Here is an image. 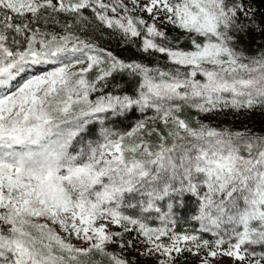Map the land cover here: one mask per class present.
Instances as JSON below:
<instances>
[{
  "label": "rangeland",
  "instance_id": "1",
  "mask_svg": "<svg viewBox=\"0 0 264 264\" xmlns=\"http://www.w3.org/2000/svg\"><path fill=\"white\" fill-rule=\"evenodd\" d=\"M43 6L87 9L191 75L163 83L166 97L142 85L145 114L135 100H91V78L120 66L108 53L39 45L26 57L0 44V264H264L245 250L264 238V150L227 146L263 141L264 129L219 114L263 100L262 85L237 77L243 48L264 52L260 26L226 0H0V19ZM124 105L141 122L74 144L91 114ZM200 164L201 181L187 186V168ZM184 192L198 224L176 227Z\"/></svg>",
  "mask_w": 264,
  "mask_h": 264
},
{
  "label": "trees",
  "instance_id": "2",
  "mask_svg": "<svg viewBox=\"0 0 264 264\" xmlns=\"http://www.w3.org/2000/svg\"><path fill=\"white\" fill-rule=\"evenodd\" d=\"M226 1L233 2L235 8L246 11L250 19L255 21L257 26H260L259 30L264 36V0ZM0 11L2 12L1 9ZM102 22L87 9H81L77 12L43 6L29 15L26 13L16 15L6 13L0 19V44L4 48L6 47L5 53L19 51L26 57L30 54H39V45L41 47L44 45L46 52L52 50L54 52L68 51V49L73 48L78 49L80 53H108L120 66L113 68L98 80L94 81L91 78L88 87L93 91V93H89V96L93 98L91 100L108 101L110 98L123 97L128 101L135 100L138 110L141 111L145 110L147 103L145 94L142 92V85L152 83L157 88L162 85L160 87L162 89L161 94L162 97H166L167 90L163 87V83L171 82L175 77L184 79L187 75H191L188 66L182 67L170 61L167 53L143 50L142 38L130 36L128 32L115 27H105ZM263 43L260 41V45ZM243 50L245 55L241 61L244 64L240 68L242 72L237 77L250 78V84L262 85L264 88V52L260 49H254L252 46H246ZM193 80L195 81L194 75ZM256 95H253V100H256L253 105L248 106L240 102L235 110L231 107L228 111L219 114L221 116L226 114L228 122L234 128L251 127L259 131L264 129V96H261L263 100L259 103L260 100ZM138 110H134L132 106L124 105L103 110L96 116L91 114V119L84 124V130L74 137V144L84 142L85 139H95L99 133L105 130L120 135L129 131L130 126H135L141 122V115L144 114L143 112L139 113ZM144 113L146 114L145 111ZM227 139L229 140L227 146L242 155H246L247 152L250 155H255L264 150V139L261 141L259 136ZM179 149L174 147L172 151L170 150L169 159L175 160ZM209 149V144L199 145L198 148H195L198 156L205 152L207 157ZM183 162L181 161V165H184ZM185 167H187L186 164ZM202 169L203 164H200L187 168L188 172L185 176L184 172H180L186 178L187 186L192 187L201 181ZM190 196V192L188 194L184 192L179 199L182 203L180 202V206L172 210L176 227L198 224L194 214L195 208L188 201ZM7 233L8 226L0 223V239L8 236ZM245 250L254 258L264 259V238L257 240L252 246L245 247Z\"/></svg>",
  "mask_w": 264,
  "mask_h": 264
},
{
  "label": "bare ground",
  "instance_id": "3",
  "mask_svg": "<svg viewBox=\"0 0 264 264\" xmlns=\"http://www.w3.org/2000/svg\"><path fill=\"white\" fill-rule=\"evenodd\" d=\"M13 163V162H12Z\"/></svg>",
  "mask_w": 264,
  "mask_h": 264
}]
</instances>
